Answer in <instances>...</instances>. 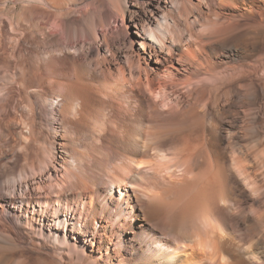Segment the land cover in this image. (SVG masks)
I'll list each match as a JSON object with an SVG mask.
<instances>
[{"label":"bare ground","instance_id":"6f19581e","mask_svg":"<svg viewBox=\"0 0 264 264\" xmlns=\"http://www.w3.org/2000/svg\"><path fill=\"white\" fill-rule=\"evenodd\" d=\"M1 1L0 159H23L0 162L4 249L264 264V0H141L129 52L97 60L40 48L68 32L62 3Z\"/></svg>","mask_w":264,"mask_h":264},{"label":"rangeland","instance_id":"374dc122","mask_svg":"<svg viewBox=\"0 0 264 264\" xmlns=\"http://www.w3.org/2000/svg\"><path fill=\"white\" fill-rule=\"evenodd\" d=\"M54 1L58 5L62 3L61 4L62 7H64L66 10L67 13L66 17L69 20L68 32L65 35L62 34V29L60 28L59 22L57 23V21L59 20H57L58 18H56V20L52 24L54 28L53 27L51 28V30L55 33L54 38L56 43L50 46L46 44L40 45V48L43 47L41 48L43 49V51H45V49L48 50L50 48H51L50 50L56 51L59 48H62V45H64L65 42V45L68 44L67 46H70L72 48L74 46L77 48L80 47L84 49L88 48L91 52L92 58L94 57L93 60H97L99 58L98 53L109 56L112 55L111 53L113 52L114 53L113 55L117 57V55H119L120 53L129 52L130 46H129L128 35H130L132 31L134 32L136 30V27L138 26L140 27V25L142 24L141 21L143 22L145 14L147 15L148 13L147 5L141 4V0H54ZM137 2L140 3L137 4ZM17 3L19 4L20 2ZM61 5L59 7H61ZM7 6L8 7L12 6L10 1L7 2ZM56 9H57L56 13L58 14L60 8H58L57 6ZM91 33L92 34L95 33V35L92 36ZM76 36L78 38V42L75 44L74 41L76 40L75 39ZM94 45H96V47ZM39 146H41V144L38 146L36 145L33 146L32 149L36 147L37 150L38 149L40 150L41 147ZM7 153L9 152L6 151V154L4 156L5 158L2 157L0 159V162L2 161L9 164L12 163L11 165L13 166L12 173L13 172L17 173L23 164V159L21 157V154L20 155L18 154L16 156L12 153L14 156L13 160L8 162L11 158V153L9 154ZM1 208H2V204L0 203V211ZM20 234H18L16 237V239L20 238L17 241L19 242L18 244L22 246V247L21 246L17 247V249L19 250L15 249L14 251V249H12L14 251L12 252L9 246L8 247L10 249L9 248L4 249L3 244H0V256H1L0 264H42L39 261L41 258L45 260L46 258L52 259L53 255H55L54 248L52 247L53 245L47 239L41 238L40 236L37 235H33V238L36 240V242L41 243L39 247L37 246L36 248H34L31 244L30 247L27 246L29 245L30 242L29 241L30 236L27 237L26 234H21V235ZM7 250H9V252ZM20 253L23 255L21 256ZM18 255H20L21 257L24 256L23 258L24 259L27 258V260L25 261L23 260L24 261L23 262L22 261L23 258H21Z\"/></svg>","mask_w":264,"mask_h":264}]
</instances>
